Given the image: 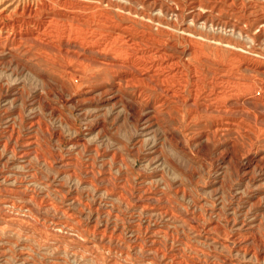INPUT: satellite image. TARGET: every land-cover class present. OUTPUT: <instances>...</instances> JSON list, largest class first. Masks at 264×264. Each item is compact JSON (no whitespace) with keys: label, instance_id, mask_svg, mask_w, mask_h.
Masks as SVG:
<instances>
[{"label":"rangeland","instance_id":"obj_1","mask_svg":"<svg viewBox=\"0 0 264 264\" xmlns=\"http://www.w3.org/2000/svg\"><path fill=\"white\" fill-rule=\"evenodd\" d=\"M66 1L0 0V264H261L253 256L261 244L243 233L251 226L264 241V177L235 169L218 151L232 141L241 152L264 146L253 132L264 121L236 109L241 123L210 138L207 152L196 138L218 111L199 106L189 119L190 105L175 99L154 114L160 92L149 87L143 98L124 87L106 104L88 100L97 95L91 85L112 80L111 69L81 54L74 29L105 46L119 23L125 33L114 43L131 37L174 54L192 46L206 69L231 61L230 81L264 83V0ZM66 25L73 29L65 38ZM183 59L193 61L186 52ZM76 81L86 93L73 92ZM127 100L141 103V116L129 117Z\"/></svg>","mask_w":264,"mask_h":264},{"label":"bare ground","instance_id":"obj_2","mask_svg":"<svg viewBox=\"0 0 264 264\" xmlns=\"http://www.w3.org/2000/svg\"><path fill=\"white\" fill-rule=\"evenodd\" d=\"M46 1V0H45ZM68 1V0H67ZM66 1V2H67ZM51 2V1H50ZM59 3V1H58ZM111 4V3H110ZM195 4V3H194ZM51 5V4H50ZM66 5V4H65ZM193 5V4H192ZM198 5V4H196ZM49 7V6H48ZM82 7V6H81ZM194 7V6H193ZM198 7V6H197ZM33 8V6H32ZM195 8V7H194ZM202 8V7H201ZM35 9V8H34ZM49 9V8H47ZM57 9V8H56ZM176 9V8H175ZM197 9V8H195ZM172 10V8H171ZM174 10V8H173ZM47 11V10H44ZM52 11V10H51ZM179 11V10H178ZM181 11V10H180ZM55 12V11H54ZM53 12V13H54ZM59 12V11H58ZM64 12V11H63ZM66 12V11H65ZM191 12V11H190ZM32 13V12H31ZM43 13V12H42ZM44 14V13H43ZM56 14V13H55ZM63 14V13H62ZM69 14V13H68ZM190 14V13H189ZM192 14V13H191ZM190 14V15H191ZM32 15V14H31ZM2 16V15H1ZM42 16V15H41ZM55 16V15H54ZM65 16V15H64ZM68 16V15H67ZM75 16V15H74ZM73 16V17H74ZM51 17V16H48ZM69 17H72L69 15ZM77 17V16H76ZM81 17V16H80ZM101 17V15H100ZM192 17V16H190ZM3 18V17H2ZM42 18V17H41ZM40 18V19H41ZM75 18V17H74ZM45 19V18H44ZM79 19V18H78ZM180 19V18H179ZM201 19V18H199ZM260 19V18H259ZM36 20V19H35ZM48 20V19H47ZM60 20V19H59ZM67 20V19H66ZM22 21V20H21ZM27 21V20H26ZM39 21V20H38ZM55 21V20H53ZM81 21V19H80ZM101 21V20H100ZM5 22V21H4ZM32 22V21H31ZM52 22V21H51ZM66 22V21H64ZM106 22V21H105ZM36 23V22H35ZM40 23V22H38ZM58 23V22H57ZM13 24H15L13 22ZM23 24V23H22ZM41 24V23H40ZM121 24V23H120ZM126 24V23H125ZM236 24V23H235ZM238 24V23H237ZM7 25V24H6ZM12 25V24H11ZM35 25V24H34ZM48 25V24H47ZM51 25V24H50ZM110 25V24H109ZM113 25V24H112ZM245 25V24H244ZM22 26V25H21ZM24 26V25H23ZM40 26V25H39ZM52 26V25H51ZM104 26V24H103ZM108 26V25H107ZM119 26V23H118ZM118 26L113 25L115 29L116 36L111 38L110 42L105 44V46H100L96 41L86 40V36H81V28L75 26L74 38L79 40L81 54L90 59V61L95 63H105L110 65L112 80L102 84L101 86L91 85V87L96 91L97 95L94 97H89L88 100L100 101L102 103H108L118 99V91H122L124 87L137 88V98H143L145 94L144 90L149 87L150 90H159L160 93L152 99V109L154 114H158L169 101H174L175 99L180 100L181 103H188L190 106L186 110V114L190 116L189 119L194 117V114L199 106H204L205 109H213L218 111L219 114L212 116V119L208 122L209 125L201 130L197 135L198 145L207 151L211 152L212 147L209 145L208 141L210 138L214 139L216 136L220 135L222 132L229 131L241 123V120L234 118L236 109H241L243 112L251 115L255 120L260 118L264 121V83L262 82H251L248 84L237 83L230 81V72L233 69V65L230 62L223 63L222 68H215L208 66L206 69L202 66V60L200 53L192 46L188 47L187 51L182 50L178 54H174L171 50L169 51L162 44L159 48L152 47L151 45L147 47L140 46L138 41L133 38L126 37L121 39L119 43H114V39L118 36L119 32H124V29L118 28ZM8 27V26H7ZM26 27V25H25ZM27 26L26 28H28ZM45 27V26H44ZM56 27V26H55ZM60 27V25H59ZM169 27V26H168ZM181 27V26H180ZM257 27H264V21L259 20L257 22ZM11 28V27H9ZM22 28V27H21ZM62 28V27H61ZM172 28V27H171ZM1 29V28H0ZM13 29V28H12ZM32 29V28H30ZM34 29V27H33ZM59 29V28H58ZM73 29V28H72ZM71 25H66L62 29V36L69 37L70 31H72ZM22 30V29H21ZM38 30V29H37ZM260 30V29H259ZM258 30V31H259ZM11 32V30L9 29ZM8 31V32H9ZM43 31V30H42ZM131 31V30H130ZM138 31V30H137ZM74 32V31H73ZM140 32V31H139ZM146 32V31H145ZM17 33V32H16ZM20 33V32H19ZM37 32L32 30H24L23 35L26 38L35 39L37 37ZM44 33V32H43ZM59 33V32H58ZM61 33V31H60ZM59 33V34H60ZM110 33V32H109ZM125 33V32H124ZM135 33V32H134ZM148 33V32H147ZM153 33V32H152ZM38 34V33H37ZM105 34V33H103ZM131 34V33H130ZM143 34V33H142ZM22 35V36H23ZM139 35V34H138ZM185 35V34H184ZM191 35V34H190ZM194 35V34H193ZM192 35V36H193ZM262 35V33H261ZM13 36V35H12ZM53 36V35H52ZM112 36V35H111ZM128 36V35H127ZM134 36V35H133ZM260 36V35H259ZM258 36V37H259ZM72 37V36H71ZM138 37V36H136ZM143 38V36L141 35ZM146 37V36H145ZM151 37V35H150ZM184 38V36H182ZM60 38V37H59ZM264 38V37H262ZM108 39V38H107ZM106 39V40H107ZM141 39V38H140ZM147 39V38H146ZM19 40V39H18ZM55 40V39H54ZM102 40V39H101ZM188 40V39H187ZM14 41V40H13ZM50 41V40H49ZM76 41V40H75ZM157 41V40H156ZM190 41V40H189ZM19 43V42H18ZM146 43V42H145ZM165 43V42H164ZM69 44V43H68ZM174 44V43H173ZM190 44V43H189ZM12 45V44H10ZM17 45V44H16ZM34 45V44H33ZM15 46V45H14ZM69 46V45H68ZM197 46V45H194ZM199 46V45H198ZM10 46H8L9 48ZM18 47V46H16ZM72 47H76L73 45ZM12 48V47H11ZM53 48V47H52ZM199 48V47H198ZM7 49V48H6ZM13 49V48H12ZM15 49V47H14ZM170 49V48H169ZM50 50V49H49ZM79 50V51H80ZM105 50L110 51V55L102 56L101 52ZM16 52L15 50H13ZM52 51V50H51ZM50 51V52H51ZM67 51V50H66ZM40 52V51H39ZM78 52V51H77ZM184 52L188 56H191L193 61H185L183 59ZM10 53V52H9ZM18 53V52H16ZM15 53V55H16ZM8 54V53H7ZM25 54V53H24ZM30 54V53H29ZM104 54V53H103ZM1 55V54H0ZM3 55V54H2ZM186 55V54H185ZM28 56V55H27ZM56 56V55H55ZM1 57V56H0ZM45 57V56H44ZM50 57V56H49ZM205 57V56H204ZM241 57V56H240ZM58 58V57H57ZM35 59V58H34ZM82 60V59H81ZM106 60V62H105ZM187 60V59H186ZM209 60V59H208ZM212 60V59H211ZM58 61V60H57ZM244 61V60H243ZM249 61V60H248ZM254 61V60H253ZM78 62V61H77ZM205 62V61H204ZM255 62V61H254ZM68 63V62H67ZM201 63V64H200ZM221 63V62H220ZM79 64V63H78ZM242 64V63H241ZM246 64V63H245ZM70 65V64H69ZM100 65V64H99ZM236 65V64H235ZM72 67V66H71ZM103 68V67H102ZM107 68V67H106ZM207 71H212L213 75L207 77L205 69ZM246 68V67H245ZM244 68V69H245ZM255 68V67H254ZM80 69V68H79ZM83 70V68H82ZM69 72V71H68ZM109 72V71H108ZM107 72V73H108ZM247 72V71H246ZM264 73V69L261 70ZM98 73V72H97ZM96 73V74H97ZM100 73V72H99ZM104 73V72H102ZM100 73V74H102ZM248 73V72H247ZM234 74V73H233ZM238 74V73H237ZM253 74V73H252ZM85 76V75H84ZM100 76V75H99ZM108 76V75H107ZM240 76V75H239ZM254 76V75H253ZM241 77V76H240ZM242 77L243 74H242ZM246 77V76H245ZM252 77V76H251ZM71 81H74L72 75L69 77ZM88 78V77H87ZM91 78V77H90ZM97 78V77H96ZM101 78V77H100ZM99 78V79H100ZM76 79V78H75ZM239 79V78H238ZM110 80V79H109ZM233 80V79H232ZM264 80V79H262ZM94 82V81H93ZM64 83V82H63ZM73 83V92L78 94V92L86 93L87 88L82 85V81L71 82ZM88 83V82H87ZM86 83V84H87ZM85 84V85H86ZM90 84V83H88ZM94 84V83H93ZM230 85V86H229ZM231 87V88H229ZM152 88V89H151ZM228 88V89H227ZM242 88V89H241ZM231 89V90H230ZM91 90V89H90ZM131 90V89H130ZM135 90V89H134ZM149 90V89H148ZM232 90H236L235 93ZM128 91V90H127ZM239 91V92H238ZM123 92V91H122ZM133 92V91H132ZM135 92V91H134ZM147 94L149 93L146 92ZM131 94V93H130ZM150 94V93H149ZM83 95V94H82ZM126 96V95H125ZM235 96V99L232 97ZM145 97V96H144ZM239 97V98H238ZM130 98V97H129ZM134 98V97H133ZM151 98V97H150ZM135 99V98H134ZM147 100V99H146ZM151 100V99H150ZM94 101V102H95ZM237 101V102H236ZM145 102V101H144ZM239 102V103H238ZM148 103V102H147ZM238 103L239 105H237ZM171 104V103H170ZM228 104V107L225 105ZM63 105V104H62ZM104 105V104H103ZM124 105L128 111L129 117L136 118L142 115V105L139 101L127 100L124 101ZM109 106V105H108ZM169 104L167 105V107ZM172 108V107H171ZM165 109V108H164ZM168 109H170L168 107ZM179 109V107H177ZM82 110V109H81ZM145 111V110H144ZM167 111V110H166ZM78 113V112H77ZM80 113V112H79ZM83 113V112H82ZM172 113V111L170 112ZM215 114V113H214ZM11 115V114H10ZM147 115V114H146ZM145 115V116H146ZM170 116V115H169ZM6 117V116H5ZM210 118V117H209ZM143 119V118H142ZM186 120V118L184 119ZM245 120V119H244ZM6 121V120H5ZM201 121V120H200ZM246 121V120H245ZM95 122V120H94ZM189 122V121H188ZM243 122V121H242ZM91 123V122H90ZM98 123V122H97ZM197 123V122H196ZM207 124V123H206ZM12 125V124H11ZM10 125V126H11ZM95 125V124H93ZM243 125V124H242ZM101 126V125H100ZM202 126V125H201ZM250 126V125H249ZM249 126H247L249 128ZM9 128V127H8ZM7 128V129H8ZM251 128V127H250ZM237 129V128H236ZM170 134V137L174 139L179 144H182L180 139L181 134L175 132L174 129ZM198 132V131H197ZM196 132V133H197ZM254 132L256 138L259 136L264 139V128H258ZM28 133V132H27ZM59 134V133H58ZM57 135V134H56ZM246 135V134H245ZM248 135V134H247ZM224 136V135H223ZM75 138V137H74ZM81 138V137H80ZM84 138V137H83ZM182 138V137H181ZM26 140V139H24ZM27 141V140H26ZM34 141V140H33ZM79 141V140H78ZM81 141V140H80ZM30 142V140H29ZM259 140V144H260ZM3 143V142H2ZM5 144V143H4ZM10 144V143H9ZM262 144V143H261ZM32 145V144H31ZM4 146V145H3ZM27 146V145H26ZM30 146V145H29ZM258 146V145H257ZM254 143H250L249 146L241 152V150L234 146L233 141L229 143H223L222 149L219 150V155L221 159L226 158L228 162H232L233 166L237 170L250 171L253 169H258L260 171L261 177H264V146L257 147ZM5 147V146H4ZM28 149V148H27ZM24 150V149H23ZM22 150V151H23ZM29 151V150H28ZM27 151V152H28ZM24 152V151H23ZM22 152V154H23ZM33 153V152H32ZM35 153V152H34ZM18 154V153H17ZM25 154V153H24ZM28 154V153H27ZM31 155V154H30ZM36 155V154H35ZM29 156V155H28ZM24 157V156H23ZM21 158V157H20ZM19 159V158H18ZM27 159V158H26ZM220 159V160H221ZM24 160V159H23ZM22 160V161H23ZM64 161V160H63ZM60 163V162H59ZM223 164V163H222ZM17 165V164H16ZM50 166V165H49ZM1 174V173H0ZM3 179V177H2ZM23 179V178H22ZM11 180V179H10ZM14 180V179H13ZM261 180V179H259ZM7 181H9L7 179ZM256 182V181H255ZM264 182V181H261ZM1 183V182H0ZM6 183V182H4ZM10 183V182H9ZM262 184V183H261ZM12 185V184H10ZM4 186V185H3ZM17 188V187H16ZM1 190V189H0ZM3 191V190H2ZM11 192V191H10ZM14 192V191H12ZM6 193V192H5ZM4 194V192H3ZM8 195V194H7ZM10 194V198H13ZM2 197V196H1ZM8 197V196H7ZM18 197V196H17ZM9 198V200H10ZM16 198V197H15ZM19 198V197H18ZM13 200V199H12ZM25 201V199H23ZM8 201V200H7ZM22 201V202H24ZM30 201V200H29ZM21 203V201H20ZM11 204V202H10ZM24 204V203H23ZM4 205V204H3ZM20 205V204H19ZM32 205V203H31ZM1 207V206H0ZM7 207V205L5 206ZM14 207V206H12ZM32 207V206H31ZM16 208V207H15ZM14 208V209H15ZM5 209V208H4ZM28 209V207H27ZM156 209V208H155ZM3 210V207H2ZM18 210V209H17ZM21 210V209H20ZM23 210V209H22ZM21 210V211H22ZM212 210V209H211ZM26 211V210H25ZM28 211V210H27ZM157 211V210H156ZM5 213V212H3ZM30 214V213H29ZM70 214V213H69ZM1 216V215H0ZM74 216V215H73ZM8 217V216H7ZM39 217V216H38ZM37 217V218H38ZM11 218V217H10ZM15 218V217H14ZM189 218V217H188ZM191 219V218H190ZM5 220V219H4ZM8 220V219H7ZM12 220V219H11ZM18 220V219H16ZM258 220V219H257ZM66 221V220H65ZM181 221V220H180ZM184 221V219H183ZM256 221V220H255ZM2 222V221H1ZM4 222V221H3ZM14 222V221H13ZM40 222V221H38ZM20 223V222H19ZM44 223V221H43ZM64 223V222H63ZM212 223V222H211ZM250 223V222H249ZM14 224V223H13ZM34 224V222H33ZM39 224V223H38ZM252 224V223H251ZM35 225V224H34ZM41 225V224H40ZM53 225V224H52ZM61 225V224H60ZM70 225V224H69ZM75 225V224H74ZM190 225V224H189ZM244 224H242L243 226ZM245 224L244 226H246ZM250 225V224H248ZM38 226V225H37ZM36 226V227H37ZM68 226V225H67ZM207 226V225H206ZM236 227V226H235ZM39 228V227H38ZM55 228V227H54ZM57 228V227H56ZM74 228V227H70ZM76 228V227H75ZM205 228V227H204ZM238 228V227H237ZM255 228V227H254ZM81 229V228H80ZM32 230V229H31ZM61 230V229H60ZM202 230H204L202 228ZM233 230V229H232ZM237 230V229H236ZM42 231V230H41ZM54 231V230H53ZM56 231V230H55ZM54 231V232H55ZM105 231V230H103ZM194 231V230H193ZM198 231V230H196ZM242 231V230H241ZM76 232V231H75ZM78 232V231H77ZM34 233V232H33ZM59 233V232H58ZM82 233V230H81ZM208 233V232H207ZM237 236L239 232H236ZM245 239L251 242H259L261 244V249L253 253L255 259L264 264V241L257 237V234L253 231L251 226H246L244 231ZM38 235V234H37ZM79 235V233H78ZM205 235V234H204ZM41 236V235H40ZM64 237V236H63ZM67 237V236H66ZM106 237V236H104ZM103 237V238H104ZM55 238V237H54ZM205 238V237H204ZM61 239V238H60ZM111 239V238H110ZM63 240V239H62ZM108 240V239H107ZM113 240V239H112ZM51 241V240H50ZM111 241V240H110ZM239 238L235 237L232 241L233 244L239 243ZM222 242V241H221ZM79 243V242H78ZM77 243V244H78ZM185 244V243H184ZM224 244V243H223ZM57 245V243H56ZM232 245V244H231ZM49 246V245H48ZM256 246V245H255ZM56 247V246H55ZM84 247V246H83ZM76 248V247H75ZM239 248V247H238ZM236 248V249H238ZM52 249V248H51ZM251 249V248H250ZM232 250V249H231ZM243 250V249H242ZM114 251V250H113ZM111 252V251H110ZM234 252V251H233ZM232 252V253H233ZM237 253V251L235 250ZM240 252V250H239ZM225 254V253H224ZM91 255V254H90ZM97 253H94V256ZM236 255V254H235ZM250 254H248L249 257ZM127 257V256H126ZM238 257V256H237ZM95 258V257H94ZM114 258V257H113ZM165 259V258H164ZM239 259V258H238ZM248 259V258H246ZM250 259V258H249ZM116 261V260H115ZM235 261V260H234ZM110 262V261H108ZM112 262V260H111ZM170 262V261H169ZM98 263V262H97ZM173 263V262H172ZM253 263V262H252ZM251 263V264H252ZM99 264V263H98ZM114 264V263H112ZM234 264V262H233Z\"/></svg>","mask_w":264,"mask_h":264}]
</instances>
